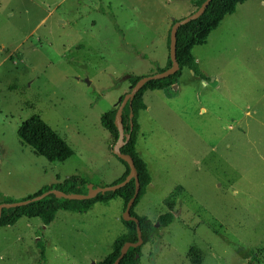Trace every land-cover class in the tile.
<instances>
[{"label":"rangeland","instance_id":"obj_1","mask_svg":"<svg viewBox=\"0 0 264 264\" xmlns=\"http://www.w3.org/2000/svg\"><path fill=\"white\" fill-rule=\"evenodd\" d=\"M193 1L0 0V204L72 176L113 185L122 164L101 118L129 75L166 67L172 18ZM192 55L208 81L184 69L176 89L146 92L139 114L152 182L134 212L156 226L175 217L140 264H264V0L239 5ZM33 116L70 159L50 162L20 138ZM122 204L0 228V264H98L126 233Z\"/></svg>","mask_w":264,"mask_h":264},{"label":"trees","instance_id":"obj_2","mask_svg":"<svg viewBox=\"0 0 264 264\" xmlns=\"http://www.w3.org/2000/svg\"><path fill=\"white\" fill-rule=\"evenodd\" d=\"M205 1L206 0L193 1L196 10L200 8ZM247 1L248 0H212L201 17L178 29L176 53L179 70L175 74L164 79L147 82L134 98L124 106L120 119L121 128L115 124L118 108L106 112L101 118L102 127L110 134L115 144L118 142L121 132L124 137L130 135V140L121 148V151L132 157L140 184V192L131 209V215L136 217L139 221L143 245L138 248H130L119 264H140L142 247L146 244L152 243L153 238L160 236L162 229L167 228L175 219L173 213L170 211L159 218V226H156L148 217L138 216L134 212L135 207L140 203L146 194L147 188L152 182L147 163L141 158L135 149L137 138L141 130L138 122L139 114L141 111L147 109L144 102V94L148 91L166 90L173 85H176L182 76L184 69L192 71L194 75L202 81H208V79L200 73L196 59L192 55V51L196 47L205 45L210 34L219 28L222 21L227 16L234 14L237 7ZM177 21L178 20H174L172 22L168 33V50L171 42V29ZM171 67L172 61L169 55L166 67L164 69H159L157 73H161ZM142 77L144 76L129 75L128 79L130 85L133 87ZM124 97L125 96L122 97L121 103L124 100ZM18 134L24 142L50 162L63 163L74 154L70 146L38 116H33L31 119L23 123ZM119 160L125 165L126 172L114 183V185L124 182L130 172L128 165L121 159ZM90 185H93V189L97 188V185L92 184L91 181L83 177L72 176L63 182L44 187L38 193L27 199L37 197L51 190H58L69 195H87L90 192ZM135 187V180L132 179L127 185L116 191L100 193L91 200L82 201L69 200L50 194L40 201L31 202L23 207L3 209L0 218V228L14 226L21 218L39 219L45 226H49L54 222L60 211L82 213L96 203H109L116 199L123 200L126 208L127 203L134 196ZM12 202L15 201L10 198H5L4 200V203ZM122 223L126 228V233L114 242L112 252L98 264H114L119 258L126 243L137 242L138 231L136 223L133 221L126 222L123 219ZM42 257H45L44 248H42Z\"/></svg>","mask_w":264,"mask_h":264},{"label":"water","instance_id":"obj_3","mask_svg":"<svg viewBox=\"0 0 264 264\" xmlns=\"http://www.w3.org/2000/svg\"><path fill=\"white\" fill-rule=\"evenodd\" d=\"M212 0H206L200 8H198L195 12H193L191 15L178 20L172 27L171 29V42H170V46H169V54H170V58L172 61V67L170 69H167L161 73H156L153 75H149V76H144L142 77L131 89V91L124 97V100L122 101V103L120 104L119 108H118V112H117V118L115 121V124L121 128V113L122 110L124 108V106L126 105L127 102H130L134 96L140 91L141 88H143V86L152 80H159V79H164L166 77H169L173 74H175L178 70H179V64L177 62V53H176V38H177V32L178 29L181 26H184L188 23H190L191 21L197 20L199 17H201V15L206 11L207 7L209 6V4L211 3ZM193 73V72H192ZM173 88H177L176 85H173ZM130 140V135H126L124 137L123 133L121 132L119 140L117 142V144L114 146L113 149V153L114 155H116L119 159H121L122 161H124L129 169L130 172L127 176V178L125 179L124 182L120 183V184H116V185H111L108 187H97L95 189H93V185L89 186L90 192L87 195H83V194H76V195H69L66 194L64 192L58 191V190H51L49 192L43 193L42 195H39L37 197H33L31 199H26V200H22V201H15L12 203H1L0 204V218L2 215V210L3 209H10V208H16V207H23L28 205L31 202H36V201H40L42 199H44L45 197H47L50 194H54L57 197H62L65 199H69V200H76V201H82V200H91L93 198H95L98 194L100 193H106V192H113L116 191L122 187H124L125 185H127L132 179L135 180L136 183V187H135V193L134 196L132 197V199L127 203L125 211L123 213V220L126 222L129 221H133L136 223L137 225V231H138V240L136 243H131L128 242L124 245L121 254L119 256V258L115 261L114 264H119L120 261L124 258V256L128 253L130 248H138L140 246L143 245V239H142V234H141V230L139 227V221L136 217L131 215V209L134 205V202L136 200V198L138 197V194L140 192V184L138 181V177H137V171L134 165V161L132 159V157L130 155L124 154L121 151V148Z\"/></svg>","mask_w":264,"mask_h":264},{"label":"crops","instance_id":"obj_4","mask_svg":"<svg viewBox=\"0 0 264 264\" xmlns=\"http://www.w3.org/2000/svg\"><path fill=\"white\" fill-rule=\"evenodd\" d=\"M194 1H197V0H194ZM249 1V0H248ZM191 7H193L192 5H191ZM196 9V8H195ZM191 10V12H186L185 14H184V16L182 15V14H180L179 16H175V17H173L172 19H173V21L174 20H181V19H183V18H185V17H187V16H189V15H191L193 12H192V9H190ZM172 19H170V22L168 23V27L170 28V25H171V21H172ZM224 21V20H223ZM222 21V22H223ZM220 27V26H219ZM167 35H168V33H167ZM168 60V59H167ZM162 69H164V68H162ZM195 76V75H194ZM197 77V76H196ZM198 78V77H197ZM199 79V78H198ZM201 80V79H200ZM179 81V80H178ZM202 81V80H201ZM178 83V82H177ZM130 84V83H129ZM130 87H131V85H130ZM172 88V87H171ZM170 89V88H169ZM168 89H166L165 91H167ZM160 91H164V90H160ZM128 94V93H127ZM127 94H125V95H123V96H126ZM122 96V97H123ZM122 97L120 98V100H119V103L121 104V99H122ZM145 102V101H144ZM120 106V105H119ZM117 108H119V107H117ZM117 108H115V109H117ZM140 132H141V130H140ZM112 141V140H111ZM116 145V144H115ZM71 148V147H70ZM72 149V148H71ZM114 149V148H113ZM74 152V151H73ZM74 155V154H73ZM72 155V156H73ZM71 156V157H72ZM70 157V158H71ZM69 158V159H70ZM67 161V160H66ZM65 161V162H66ZM54 163H56V162H54ZM121 166H122V168H121V170H120V173H119V175L116 177V178H114L113 180H111V183L114 185V183L116 182V181H118L124 174H125V172H126V167H125V165L121 162ZM83 178H85V177H83ZM85 179H87V178H85ZM87 180H89V179H87ZM116 200H118V199H116ZM116 200H114V201H116ZM121 200V199H120ZM123 201V200H122ZM113 202V201H112ZM110 203V202H109ZM123 203H124V201H123ZM96 204H108V203H96ZM96 204H94V205H96ZM94 205H92V206H94ZM91 206V207H92ZM90 207V208H91ZM121 209H122V212L124 213V209H125V203H124V205L122 204L121 205ZM60 212H65V211H60ZM65 213H72V212H65ZM118 220H121L122 221V217H121V219H118ZM45 226V225H44ZM46 227V226H45Z\"/></svg>","mask_w":264,"mask_h":264}]
</instances>
